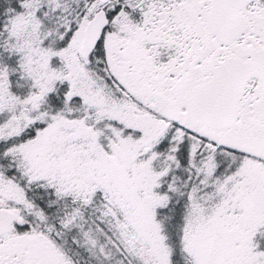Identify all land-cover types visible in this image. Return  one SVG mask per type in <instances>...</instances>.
Listing matches in <instances>:
<instances>
[{
	"label": "snow or ice",
	"instance_id": "obj_1",
	"mask_svg": "<svg viewBox=\"0 0 264 264\" xmlns=\"http://www.w3.org/2000/svg\"><path fill=\"white\" fill-rule=\"evenodd\" d=\"M0 264H264V0H0Z\"/></svg>",
	"mask_w": 264,
	"mask_h": 264
}]
</instances>
